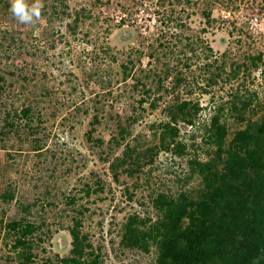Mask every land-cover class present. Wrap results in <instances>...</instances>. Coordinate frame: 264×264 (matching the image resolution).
<instances>
[{
    "label": "rangeland",
    "instance_id": "obj_1",
    "mask_svg": "<svg viewBox=\"0 0 264 264\" xmlns=\"http://www.w3.org/2000/svg\"><path fill=\"white\" fill-rule=\"evenodd\" d=\"M66 1L69 14L79 8L92 11L91 17L70 34L66 29L70 17L48 24L47 15H42L41 10L35 24L25 25L10 12V0H0V127L6 114H20L26 107L32 110L29 121L15 119L13 128L6 129V135L1 137L0 195L10 193L13 200L7 204L0 200V264H6L4 226L24 216L21 207L29 204L34 207L25 218L37 224L44 222L42 230L52 233L49 243L42 236L40 247L34 249L36 262L42 264L48 258L55 262L56 256H67L71 249L68 216L72 210L65 202L72 196L76 198L74 207L83 206L85 210L83 231L101 253L102 264H149L153 254L118 247L119 230L128 215L143 216L146 210L150 211L148 200L155 190H179L187 174L186 163L161 151L152 163H144L147 165H141L132 176L121 174L115 181L108 165L112 158L121 155L123 148L112 149L109 145L112 129L106 121L92 133L91 140L87 138L92 112L85 115L83 106L92 105V94L100 96L101 86L108 81L118 84L113 86V95L125 96L123 88L133 83L120 82L121 64L127 60L136 62V73L138 68H145L148 52L157 46L156 39L165 29L181 41L201 40L212 51L207 62L223 61L228 72L234 64L248 63L250 55L261 54L264 62V0H102L104 4L95 8L93 0ZM41 3L45 5L47 1ZM224 12H230L229 17H224ZM166 15L177 20L180 27L175 29V21L168 22L167 27L156 24L159 17L168 21ZM120 18L124 21L120 22ZM254 19L257 26L250 24ZM204 63L203 59L197 60L187 71L180 67L186 75L185 88L193 87L195 79L202 82L200 69ZM262 70L260 66L248 80L260 100H264ZM72 87L76 88L73 92ZM137 94L132 95V100L122 96L106 112L123 118L138 112L140 119L127 141L146 148L155 144L149 126L164 118L169 99L161 100L157 109L151 110L149 103L136 104ZM209 97L199 96L195 89L190 95L195 99L192 102L198 101L205 108L199 114L201 120L209 117ZM75 106L80 113H75ZM192 131L181 125V140L191 142ZM35 139L43 146L41 153L32 151ZM96 139L104 144L97 146ZM196 183L189 179L185 188ZM86 184L103 190L85 198L80 190ZM47 188L51 199L45 195Z\"/></svg>",
    "mask_w": 264,
    "mask_h": 264
},
{
    "label": "trees",
    "instance_id": "obj_2",
    "mask_svg": "<svg viewBox=\"0 0 264 264\" xmlns=\"http://www.w3.org/2000/svg\"><path fill=\"white\" fill-rule=\"evenodd\" d=\"M45 1L42 15H47L46 22L51 24L56 19L70 17L66 25L69 34L92 15L86 8L69 14L66 0H52L50 4ZM91 4L95 8L104 2L93 0ZM170 16H165L168 21L160 17L154 21L163 27L175 21V29L180 27ZM123 21L120 18V22ZM162 32L156 39L157 46L148 52L146 70L138 68L136 73V62L131 60L121 64L120 82L127 85L132 80L133 83L123 88L125 96L113 95V86L118 84L108 81L106 86H101L100 96L92 94L93 104H84L82 109L85 115L92 112L86 133L89 140L96 128L106 121L111 124L107 127L112 129L109 145L112 149L123 148L121 155L112 158L108 165L115 181L121 174L132 176L144 163H152V158L161 151L186 163L187 174L179 190H155L148 200L150 211L146 210L143 216L133 213L126 217L119 230L118 247L143 255L153 254L149 264H264V100L259 99L248 81L260 66L264 74L262 55H250L248 63L234 64L228 72L223 61L207 62L212 51L204 47L201 40L193 42L185 38L181 41ZM201 59L205 61L200 69L204 75L202 82L193 78L194 86L188 90L184 87V71ZM194 89L199 96H210L207 119L198 118L205 108L198 101H191L195 100L190 98ZM136 92L139 97L136 104L149 103L151 110L157 109L161 100L169 99L164 106V118L149 126L155 144L146 148L127 141L140 119L138 112H131L126 118L106 112L112 108V102L121 100L122 96L124 100H132ZM74 109L75 113H80L78 106ZM31 116L30 107L22 109L20 114H6L0 127V143L6 129L13 128L15 119L29 121ZM181 125L193 129L189 136L191 142L181 140ZM199 138L200 142L196 143ZM95 144L102 146L104 141L96 139ZM31 148L41 153L43 146L35 139ZM189 179L197 183L185 188ZM98 187L93 189L91 184H86L80 191L89 198L92 193L103 190ZM45 195L51 199L48 188ZM0 200L10 203L13 195L6 192L0 195ZM65 203L72 210L67 227L71 249L67 256H56L55 262L48 258L42 264H102L101 253L94 249L89 234L83 231V221L87 218L83 206L74 207V196ZM32 207L34 204L22 206L24 216L4 226L6 264H38L34 249L43 242L42 236L44 242L49 243L52 233L42 230L44 222L37 224L25 218Z\"/></svg>",
    "mask_w": 264,
    "mask_h": 264
},
{
    "label": "clouds",
    "instance_id": "obj_3",
    "mask_svg": "<svg viewBox=\"0 0 264 264\" xmlns=\"http://www.w3.org/2000/svg\"><path fill=\"white\" fill-rule=\"evenodd\" d=\"M41 0H10V12L16 20L25 25H33L39 20L42 10Z\"/></svg>",
    "mask_w": 264,
    "mask_h": 264
},
{
    "label": "built area",
    "instance_id": "obj_4",
    "mask_svg": "<svg viewBox=\"0 0 264 264\" xmlns=\"http://www.w3.org/2000/svg\"><path fill=\"white\" fill-rule=\"evenodd\" d=\"M223 14H224V17H229L230 12H224ZM250 24H251L252 26H257V25H258V22H257L256 19H254V20H251V21H250Z\"/></svg>",
    "mask_w": 264,
    "mask_h": 264
}]
</instances>
